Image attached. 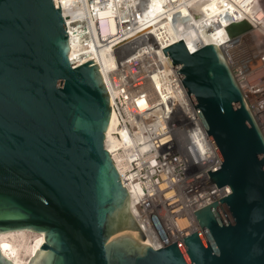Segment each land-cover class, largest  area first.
Returning a JSON list of instances; mask_svg holds the SVG:
<instances>
[{"label":"water","instance_id":"obj_1","mask_svg":"<svg viewBox=\"0 0 264 264\" xmlns=\"http://www.w3.org/2000/svg\"><path fill=\"white\" fill-rule=\"evenodd\" d=\"M163 50L216 159L206 182L230 193L155 247L105 146L113 112L95 57L70 60L59 0H0V233L43 234L28 264H264V132L220 46ZM0 264H13L1 249Z\"/></svg>","mask_w":264,"mask_h":264},{"label":"built area","instance_id":"obj_2","mask_svg":"<svg viewBox=\"0 0 264 264\" xmlns=\"http://www.w3.org/2000/svg\"><path fill=\"white\" fill-rule=\"evenodd\" d=\"M121 1L120 3H122ZM161 1L165 6L162 13L163 18L167 19L169 23H173L176 28L197 26L198 18L192 8V14L188 15L177 11L180 6L187 5L189 0ZM75 6L81 9L83 7L86 8L88 14L87 12L86 15L81 13L80 17L72 22L71 27L64 16L70 44H73V40H75L82 46L90 48L95 43L96 48L99 50V39L105 42V38L109 36L110 28V21L100 18L99 12L105 7L111 8L113 0H76ZM179 12L181 13L179 14ZM205 20L203 18V21ZM233 21L239 20H232L231 22ZM249 22L252 25L251 30L239 37H244L251 32L255 33L258 39L250 52H244V50L241 52V62L229 59L223 47L222 50L248 105L258 120L257 114H264V16L262 22L258 25L253 24L251 21ZM104 27H106V30ZM239 37L232 40L235 41ZM131 38L122 40L120 43L112 46L111 52L114 54L115 61L117 57L120 61L110 70L108 80L104 78L111 98L112 112L117 119L116 126L112 132L115 145L110 150L106 146L105 140V146L113 158L123 184L131 195V204L132 194L128 184L130 185L132 182L143 184L149 182L150 184L157 185L156 190L159 195H163L162 191H173L171 195L173 198L172 204H178L181 202L179 195L182 190L180 188V179L188 174L196 173L199 169L196 166L193 167V165L186 166L183 163L181 164L180 156L177 154L175 148H173V129L177 125L181 127L183 139L186 142L194 141L195 132L198 131L201 134L202 129L184 93H182V102L176 100L173 90L169 91L167 102L161 103L158 100L157 95L160 96V89L156 81H159L163 89H166L167 77L165 76L164 69L168 66L170 73H174V71L167 57L163 61L159 60L158 62L153 59L154 56H157V52L153 49L155 43L150 32H140V34H136ZM178 41H170L164 47ZM145 46L148 47V51L145 50ZM203 46L194 50L188 48V50L192 53ZM140 49L143 50L142 55L135 52ZM251 54L253 55L250 56ZM145 56L146 59H144ZM70 60L80 65L90 59L77 61V59H73L70 55ZM96 63L99 65V62ZM260 126L264 132L263 126L261 124ZM215 161L207 167L215 164ZM120 166L123 168L126 166L127 170L121 171ZM203 174H205L204 177L207 181L208 174L205 172V169L202 176ZM162 184L165 186L159 187ZM219 188L223 190L222 196L230 193V187L227 185ZM190 192L195 193L196 189ZM214 200L216 199L209 200L194 210L195 221L198 227L193 231L201 228L195 211ZM178 205V207L183 206L181 203ZM180 215L187 217L181 209ZM135 216L140 221L137 214ZM184 216L181 217L186 218ZM151 223L154 224L155 228L163 232L162 222L156 216L151 219ZM193 231L188 232L187 235ZM165 239L164 237L159 239L160 245L157 247L169 241L182 240L181 238L173 240Z\"/></svg>","mask_w":264,"mask_h":264},{"label":"bare ground","instance_id":"obj_3","mask_svg":"<svg viewBox=\"0 0 264 264\" xmlns=\"http://www.w3.org/2000/svg\"><path fill=\"white\" fill-rule=\"evenodd\" d=\"M75 1L59 0L62 14L70 23V27L72 22L80 17L81 13L86 15L87 12L88 14L86 8L76 7ZM120 1L113 0L111 8L105 7L99 12L100 18L110 21L109 36L105 38V42L99 39V50L96 48L95 43L89 48L73 40V44H76L79 51L71 54L72 58L77 59V61H84L95 57L106 80H108L110 70L120 61L118 57L115 61L114 54L111 52L112 46L122 40L133 38L134 35L140 34V32H150L155 43L153 49L157 52V56L153 58L156 62L163 61L167 57L164 50H162L164 46L170 41L174 42L182 39L190 50L208 43L223 47L229 59H232V54L229 51L236 48L237 44H240L239 47L246 49L247 45L244 42L247 39L248 41L253 40L252 43L255 45L258 37L255 33L250 32L234 41L229 38L226 26L232 20L241 19H247L258 25L262 22L264 16L261 8L262 0H189L187 5L180 6L177 11L188 15L192 14V8L198 18L197 26L176 28L173 23H169L167 19L163 18L162 13L165 6L161 0H123L122 3ZM203 18L206 20L203 21ZM104 28L106 30V27ZM147 48L145 50L148 51ZM142 51L140 49L135 52L142 55ZM144 59H146V56ZM164 70L167 77V86L166 89H163L162 84L156 81L160 89V96L157 95L158 100L161 103L167 102L169 91L173 90L176 100L182 102V93L184 92L176 75L170 73L168 66ZM257 117L264 128V114L258 113ZM116 123V116L112 114L111 124L106 135V146L110 150L115 145L112 132ZM172 138L174 140L173 148L180 156L181 164L193 165V167L196 166L199 169L196 173L188 174L180 179L182 190L179 196L181 197L180 203L183 206L178 207L180 203L172 204L173 198L171 195L173 191H162L163 195H159L156 190L157 185L149 182L145 184L140 182L128 184L132 194V210L137 214L145 228L146 241L152 243L155 247L160 245L159 239L162 237L170 240L183 239L188 232L198 227L194 210L201 204L212 199H219L223 195L222 189L214 185H208L204 177L205 174L202 176L204 169L216 160L203 132L201 131L200 134L196 131L193 137L195 140L186 142L183 139L181 127L177 125L173 129ZM120 168L121 171L127 170L126 166L124 168L120 166ZM164 186V184L159 185V187ZM195 189V193L190 192ZM180 209L187 215L186 218L181 217L184 215H180ZM154 216L162 222L165 232L164 230L163 232L159 231L151 223ZM42 241L43 234L28 230L0 233V249L13 264H28L36 254Z\"/></svg>","mask_w":264,"mask_h":264},{"label":"rangeland","instance_id":"obj_4","mask_svg":"<svg viewBox=\"0 0 264 264\" xmlns=\"http://www.w3.org/2000/svg\"><path fill=\"white\" fill-rule=\"evenodd\" d=\"M262 2V9H263V12H264V0H262L261 1ZM251 41V40H250ZM250 41H248V39L246 40V42H244V44H246L247 45V48L246 49H244V48H241V47H239L240 46V44H237V46H236V48H234L233 50H230L229 52L232 54V59L231 60H233V61H235V62H237L238 60H239V62H241V54H240V52H243V50H244V52H250L253 48H254V45H253V43H252V41L250 42ZM242 43V42H241ZM255 51V50H254ZM240 55V56H239ZM253 54H251L250 56H252ZM249 56V57H250ZM184 217H186V216H184ZM37 233V232H36ZM158 235H159V233H158Z\"/></svg>","mask_w":264,"mask_h":264}]
</instances>
